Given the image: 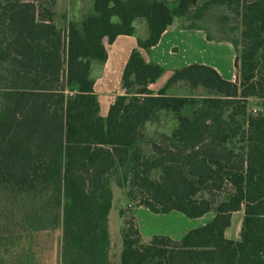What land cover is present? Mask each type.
I'll use <instances>...</instances> for the list:
<instances>
[{
	"label": "trees",
	"instance_id": "trees-1",
	"mask_svg": "<svg viewBox=\"0 0 264 264\" xmlns=\"http://www.w3.org/2000/svg\"><path fill=\"white\" fill-rule=\"evenodd\" d=\"M212 5L231 6L241 17L240 82L194 63L174 70L155 92L149 86L165 69L147 62L140 48L155 46L175 17L200 6L198 0L174 7L165 0H95L94 12L71 21L66 32L52 11L39 19L34 1L0 0V241L62 229L63 255L73 264H112L111 174L132 163L127 196L138 206L214 217L180 239L158 234L148 243L131 223L123 232L121 264H264V115L250 117L244 131L236 115L226 116L241 99L264 95V72H258L264 0H204L200 8ZM137 18L146 19L149 34L126 64L127 93L103 117L92 63L107 60L106 38L111 44L133 35ZM180 81L214 94H168ZM159 110L178 115L174 146L152 143L153 157L132 152ZM238 137L247 143L244 152L229 146ZM227 183L232 192L216 194ZM242 210L241 238L231 239L226 232Z\"/></svg>",
	"mask_w": 264,
	"mask_h": 264
},
{
	"label": "rangeland",
	"instance_id": "rangeland-1",
	"mask_svg": "<svg viewBox=\"0 0 264 264\" xmlns=\"http://www.w3.org/2000/svg\"><path fill=\"white\" fill-rule=\"evenodd\" d=\"M34 1L37 5L38 18L43 15L48 17V11L54 13L53 21L63 32L68 30L69 23L76 21L81 23L94 12L95 0H22ZM172 1V0H171ZM200 2V6H201ZM177 5V4H176ZM176 5H172L174 7ZM192 8L184 16L186 26L201 27L207 30L209 37L231 38L237 48L238 56H241L242 45V23L241 17L237 15L234 8L228 5H212L203 10ZM45 9V11H44ZM105 45L108 39L104 40ZM235 49V48H234ZM219 64L225 74L222 75L234 82H240V66L230 65L231 55L225 49H220ZM258 72H264V49L259 53ZM127 93V90L125 89ZM132 94L135 88L129 90ZM170 95H188L200 98L211 96L214 91L204 85L192 86L188 82L172 85L168 91ZM72 92L67 91V95ZM233 113L241 124V131L247 129V122L252 116L264 115V95L249 97L234 103L226 112V116ZM178 115L172 111L159 110L142 129L143 140L136 145L132 152H140L145 157H153L152 143L174 146L171 141L173 132L178 128ZM229 146L236 152H244L247 143L241 138L233 139ZM133 164L126 168H118L111 174V186L114 193L113 207L109 216V232L111 246L109 248V260L112 264H121V253L123 249L124 229L134 223L141 232L142 240L150 242L154 235H168L179 239L191 229L199 227L210 221L214 213H208L200 218H188L178 211L169 214H157L151 212L144 206H138L137 202L131 201L127 196L128 177ZM158 170L152 173L154 179H158ZM232 192V187L227 183L222 191L216 192L222 197ZM202 196V194H201ZM244 211L234 214L232 226L226 235L231 239H240L242 231V220ZM0 264H73L63 255V231L62 229H50L45 231L25 232L14 235L12 239L0 241Z\"/></svg>",
	"mask_w": 264,
	"mask_h": 264
},
{
	"label": "crops",
	"instance_id": "crops-1",
	"mask_svg": "<svg viewBox=\"0 0 264 264\" xmlns=\"http://www.w3.org/2000/svg\"><path fill=\"white\" fill-rule=\"evenodd\" d=\"M165 1L169 6H172L180 0ZM203 1L198 0L199 3ZM133 28V35H120L113 43L106 45L108 57L105 62L93 61L92 63L95 93L98 96L100 114L103 117L107 116L117 96L126 94L123 87V73L126 64L132 51L139 48V42L146 39L149 34L145 18H137L133 23ZM220 49H225L230 53V65H234L236 68L235 59L238 56V51L231 38L228 36L224 38L209 37L207 30L201 27L186 26L184 16L175 17L173 23L168 26L155 46L149 49L140 48L147 62L158 63L165 69L160 78L149 88L158 92L165 87L174 70L194 63L211 66L224 77L222 74L225 72L218 60L221 57L218 55ZM182 82L184 81L176 84Z\"/></svg>",
	"mask_w": 264,
	"mask_h": 264
},
{
	"label": "built area",
	"instance_id": "built-area-1",
	"mask_svg": "<svg viewBox=\"0 0 264 264\" xmlns=\"http://www.w3.org/2000/svg\"><path fill=\"white\" fill-rule=\"evenodd\" d=\"M67 91H69V89H67V90H66V93H67ZM70 91H71V90H70ZM71 92H72V94H71V95H73V94H74V91H71Z\"/></svg>",
	"mask_w": 264,
	"mask_h": 264
}]
</instances>
